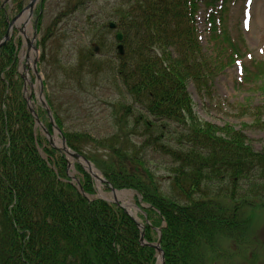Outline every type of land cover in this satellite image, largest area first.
<instances>
[{"label": "trees", "instance_id": "1", "mask_svg": "<svg viewBox=\"0 0 264 264\" xmlns=\"http://www.w3.org/2000/svg\"><path fill=\"white\" fill-rule=\"evenodd\" d=\"M4 1L0 39L8 24ZM90 1L68 5L74 11ZM212 1L117 0L112 7L126 45L117 76L132 102L112 106L117 132L86 142L68 135L74 150L83 151L86 143L106 152L108 161L88 158L116 187L138 190L152 206L145 239L155 241L156 227L165 221L166 264L264 260L258 234L264 231V147L255 149L243 129L201 120L188 93V78L201 89L218 74L202 51L197 21L201 2ZM96 39L105 45L104 37ZM17 54L12 41L0 49V264H155V249L141 244L137 223L122 207L89 200L66 181L65 157L36 131L16 79ZM257 77H264V67L248 72V79ZM253 110L264 129V103ZM154 157L165 162L179 194L161 193L149 171L159 163ZM77 169L84 173V190L94 193L91 176L80 164ZM241 187L245 194L237 198Z\"/></svg>", "mask_w": 264, "mask_h": 264}, {"label": "rangeland", "instance_id": "2", "mask_svg": "<svg viewBox=\"0 0 264 264\" xmlns=\"http://www.w3.org/2000/svg\"><path fill=\"white\" fill-rule=\"evenodd\" d=\"M29 1L22 0L21 7H16L13 5V0H10L7 9H5L6 13H9L10 18H14ZM113 1L117 3V0H91L80 10L64 16L68 8L67 0H41V3L34 7L35 11L33 16L29 18L28 24L20 23L18 27L16 26L12 30L11 38L20 41L18 49V56L21 59L20 72L24 75L22 81L25 79L29 82L26 95L30 107L37 113L43 114V102L38 99L40 82L33 72V63L36 60V66L37 63L39 65L37 70L42 77L40 80L44 85L42 89L44 98L53 100L54 111L64 122L65 130L73 133L87 132L85 136L80 133L79 138H82L84 142L100 139L117 132L118 127L115 126L116 121L113 117V107H110L111 103H131L130 98L126 96V92L120 86L121 83L116 77L115 70L109 71V65L114 68L113 65L117 62L116 47L118 42L114 36L115 31L112 32V35L104 26L109 21H116V8L113 9L112 7ZM219 5H203L197 21L201 33L200 41L205 50L211 48L214 35L209 13H216L215 20L220 30L227 29L231 42L225 41L227 46L224 49L221 47L215 49L220 60H223V70H217L218 74L212 77V96L208 94L201 96L191 81L188 82V89L193 99L195 111L203 121L212 122V124L220 127L229 125L243 129L248 141L255 149L260 150L264 147V129L255 124L253 107L254 105H263L264 83L261 82L264 77H257L256 79L259 89H263L259 91L255 87V83L250 84L244 80L246 70L244 76H242L241 70L242 66L246 69L253 61H258L253 63L264 67V0H228L222 9H219ZM39 12L41 21L38 26V34H36L34 22L35 19L37 20ZM248 13L250 17L249 21L246 22ZM97 29H101L98 32L99 37L104 36L105 39H111L113 49L103 47L106 49L101 53L99 51L93 60L99 61L104 70H96L98 66L95 65L97 63L94 61L90 67L95 68V70L90 72L79 67L78 56L87 57L90 54V48L98 42L94 39ZM30 41L37 46L38 53L30 48ZM235 52L241 54L235 58L236 60L234 59L233 63L231 57ZM93 60H89L87 64ZM105 73H107L106 76ZM81 86L90 88L85 90ZM202 87L204 89L203 85ZM240 105L242 107L239 109ZM37 130L41 132L43 129L38 128ZM42 133L41 135L49 144L46 135ZM49 139L57 147H62L61 140H57V137L51 136ZM82 147L88 156L97 154L99 159L108 161L105 158L107 153L103 150H99L100 152L91 150L85 147L84 143ZM68 158L73 164V158L70 156ZM157 158L154 157L153 159L159 162L158 165H151L152 170H149L151 177L154 178L157 186H162L161 193L163 195L166 196L168 192L179 194L178 188L171 183V174L165 166V162L158 161ZM111 169L115 171L114 168ZM71 174L76 177L73 180L75 183L79 184L80 182L81 184L85 179L84 173L77 174L75 170H71ZM77 178L78 181H76ZM169 185L172 187L170 188ZM95 190L90 196L88 194V198L95 199L101 196L114 198L110 189H107L106 185L97 181L96 178ZM245 190L246 187L238 188L236 197L242 198ZM136 197L137 194L133 191H125L124 194H119L117 199L125 205V208L137 215L140 213L136 208L138 207ZM258 219L260 220L259 217ZM259 231L258 234L264 237V231ZM260 250L263 251V249ZM257 264H264V260Z\"/></svg>", "mask_w": 264, "mask_h": 264}, {"label": "water", "instance_id": "3", "mask_svg": "<svg viewBox=\"0 0 264 264\" xmlns=\"http://www.w3.org/2000/svg\"><path fill=\"white\" fill-rule=\"evenodd\" d=\"M36 1H37V0H31L30 3L28 4V6H27L26 8H24V11H25V10H28V9L31 10V9L34 7V4L36 3ZM22 14H23V13L19 14V15L16 17V19H17L19 16H21ZM14 21H15V19H12L11 25L13 24ZM118 35H119V38H122V35H121V34H118ZM8 37H9V31H8V33L6 34L5 39H7ZM2 42H3V41H1L0 46L2 45ZM119 49H120L121 52H123V46H122V45L119 46ZM62 140H63V144H64V146H65V150L67 151V153L70 154L71 156L77 158L78 160H81V161L83 160V161L86 163V165L88 166V168H89L88 170H90V172H91L94 176L99 177L98 174L96 173V172H98V170L95 169V167L93 166V164H92L89 160H87L86 158H84L83 156H81L80 154L75 153V152L71 151L69 148H67V147H66V142H65L64 138H63ZM102 180H103V179H102ZM112 190H114L113 187H112ZM142 228H143V227H142ZM143 235H144V233H142V238H140L142 241H144V239H143ZM156 247H157V249H159V251H160V255H159V263H158V264H165V262H164V258H163L164 255H163L162 250L159 248V246H156Z\"/></svg>", "mask_w": 264, "mask_h": 264}]
</instances>
